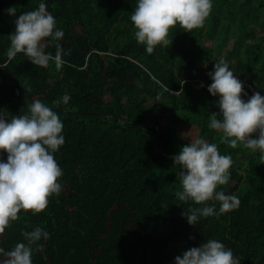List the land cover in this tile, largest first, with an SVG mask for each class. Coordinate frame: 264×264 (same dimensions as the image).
Segmentation results:
<instances>
[{
	"label": "trees",
	"instance_id": "obj_1",
	"mask_svg": "<svg viewBox=\"0 0 264 264\" xmlns=\"http://www.w3.org/2000/svg\"><path fill=\"white\" fill-rule=\"evenodd\" d=\"M46 3L65 33L60 68L33 64L23 53L8 59L15 17L6 9L14 5L19 15L39 0H0V110L10 120L39 98L58 112L62 190L39 213L22 209L0 243L10 249L22 230L40 225L51 235L33 264H174L182 250L217 238L241 264H264V154L232 146L209 127L219 106L207 87L223 56L248 95H264V0H213L203 25L191 32L176 25L172 42L153 53L134 35L136 0ZM65 92L67 104L52 103ZM182 127L231 155L230 179L219 187L240 197L236 209L197 225L182 215L195 202L176 196L174 155L189 142L177 133Z\"/></svg>",
	"mask_w": 264,
	"mask_h": 264
},
{
	"label": "clouds",
	"instance_id": "obj_2",
	"mask_svg": "<svg viewBox=\"0 0 264 264\" xmlns=\"http://www.w3.org/2000/svg\"><path fill=\"white\" fill-rule=\"evenodd\" d=\"M212 6L213 0H136L130 16L136 29L134 35L148 53H153L158 45L172 42L169 33L176 25L190 32L203 25ZM6 10L15 17V30L9 34L8 59L23 53L33 64L48 66L55 62L57 68L62 67L65 49L61 40L65 33L57 26V18L49 11L46 0H39L37 7L19 15L14 5ZM51 45L55 46L54 53L46 50ZM234 71L220 56L208 72L212 82L207 87L213 96L218 95L219 106V111L211 112L209 127L220 131L222 140L232 146L243 143L264 154V95L260 91L248 95L244 82ZM70 100L71 94L65 92L52 103L67 104ZM8 116L9 112L0 110V233L19 218L22 209L39 213L48 205L49 197L62 190L59 178L63 168L55 153L65 136L58 112L36 98L27 113L12 115L10 120ZM174 164L179 166L177 177L181 183L176 196L180 201L195 202L182 212L190 224L197 225L201 217H219L240 205L238 195L219 187L230 179L232 159L230 154L221 153L216 142L202 135L190 137L174 155ZM50 235L40 225L22 230L23 239L10 249L0 243V264H33V253L44 249L43 241ZM174 264L241 262L222 240L209 238L182 250L175 256Z\"/></svg>",
	"mask_w": 264,
	"mask_h": 264
},
{
	"label": "rangeland",
	"instance_id": "obj_3",
	"mask_svg": "<svg viewBox=\"0 0 264 264\" xmlns=\"http://www.w3.org/2000/svg\"><path fill=\"white\" fill-rule=\"evenodd\" d=\"M177 133L178 135H180L182 138H184L187 141L190 140V137L197 136V131L194 127H182L178 129Z\"/></svg>",
	"mask_w": 264,
	"mask_h": 264
},
{
	"label": "built area",
	"instance_id": "obj_4",
	"mask_svg": "<svg viewBox=\"0 0 264 264\" xmlns=\"http://www.w3.org/2000/svg\"><path fill=\"white\" fill-rule=\"evenodd\" d=\"M253 94H254V92H253Z\"/></svg>",
	"mask_w": 264,
	"mask_h": 264
}]
</instances>
